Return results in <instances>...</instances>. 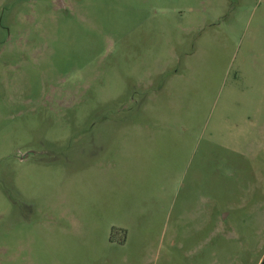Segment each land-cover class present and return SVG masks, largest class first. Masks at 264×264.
<instances>
[{"label": "rangeland", "instance_id": "1", "mask_svg": "<svg viewBox=\"0 0 264 264\" xmlns=\"http://www.w3.org/2000/svg\"><path fill=\"white\" fill-rule=\"evenodd\" d=\"M262 262L264 0H0V264Z\"/></svg>", "mask_w": 264, "mask_h": 264}, {"label": "crops", "instance_id": "2", "mask_svg": "<svg viewBox=\"0 0 264 264\" xmlns=\"http://www.w3.org/2000/svg\"><path fill=\"white\" fill-rule=\"evenodd\" d=\"M119 244H122V242H118Z\"/></svg>", "mask_w": 264, "mask_h": 264}, {"label": "water", "instance_id": "3", "mask_svg": "<svg viewBox=\"0 0 264 264\" xmlns=\"http://www.w3.org/2000/svg\"><path fill=\"white\" fill-rule=\"evenodd\" d=\"M261 264H264V262H262Z\"/></svg>", "mask_w": 264, "mask_h": 264}]
</instances>
